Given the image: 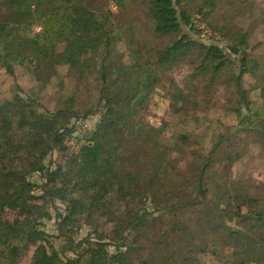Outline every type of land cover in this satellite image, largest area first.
I'll use <instances>...</instances> for the list:
<instances>
[{
    "label": "trees",
    "instance_id": "trees-1",
    "mask_svg": "<svg viewBox=\"0 0 264 264\" xmlns=\"http://www.w3.org/2000/svg\"><path fill=\"white\" fill-rule=\"evenodd\" d=\"M248 5L0 0V70L59 87L52 109L20 86L0 97V264H192L211 250L264 264V183L238 165L251 137L264 150ZM206 28L225 46L194 36ZM177 63L189 67L169 89L177 122L154 126L140 106ZM220 105L229 118L210 131L188 126Z\"/></svg>",
    "mask_w": 264,
    "mask_h": 264
},
{
    "label": "rangeland",
    "instance_id": "rangeland-1",
    "mask_svg": "<svg viewBox=\"0 0 264 264\" xmlns=\"http://www.w3.org/2000/svg\"><path fill=\"white\" fill-rule=\"evenodd\" d=\"M252 10L255 13L247 14L241 16L238 19L240 25H242L249 33L250 42L252 44V52L259 56L262 63V70L258 74V77H247V84L250 87H255L252 90L253 99L256 101L261 100V86H264V0H251ZM144 17V16H143ZM204 25H202L203 27ZM39 30V28H37ZM206 32L200 34L195 33L194 36L200 38L206 42H215L225 46V41L221 36H216L210 28H206ZM224 42V43H223ZM229 56L233 57L228 51ZM189 74V67L185 63H177L170 69L165 70L162 75L163 81L157 86V91L153 95L149 96L148 99L140 106V112L147 122L154 126H160L164 120H171L174 124L177 121L176 115L172 113L170 109L171 95L169 89L172 87V82L181 85L183 83L184 77ZM183 85V84H182ZM16 86L24 88L27 92L35 94L41 105L48 108H53L56 105L58 95L56 94L58 87L57 81H52L47 85L35 82L33 78L28 74H23L20 71L17 72L15 76H11L0 70V97L11 96L15 90ZM219 94H223V91H219ZM220 110L214 109L209 110L206 113H199L198 119L194 120L195 116L191 115L188 121V126L191 128H197V133L205 134L206 131L211 129L212 118L223 117L224 120L228 119V115L219 107ZM96 117L88 119L85 122V126L92 128ZM198 126V127H196ZM170 136L172 134L178 133L180 130L177 128H172ZM192 133V132H191ZM174 137V136H173ZM251 144L246 149L247 153L242 161L238 164L240 166L239 174H243L245 180L252 184L263 185L264 183V150L260 148V143L254 142V137L250 138ZM72 146L74 142L70 143ZM75 147V146H74ZM57 159V155L54 154L53 160ZM240 175V176H241ZM238 220L233 223V226H237ZM45 228L53 234H58L56 220H46ZM87 230L83 228L77 239L82 238L86 235ZM56 244H61V238L55 239ZM212 251V250H211ZM203 252V253H193L192 258L195 260L192 264H230L227 262V257L216 256L213 252ZM227 252V251H226Z\"/></svg>",
    "mask_w": 264,
    "mask_h": 264
}]
</instances>
